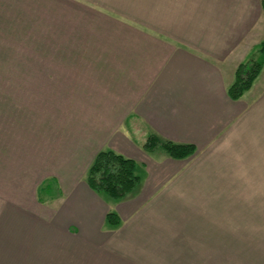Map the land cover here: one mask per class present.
Returning <instances> with one entry per match:
<instances>
[{
    "label": "crops",
    "instance_id": "crops-1",
    "mask_svg": "<svg viewBox=\"0 0 264 264\" xmlns=\"http://www.w3.org/2000/svg\"><path fill=\"white\" fill-rule=\"evenodd\" d=\"M263 1L0 0V229L35 237L0 264H180L173 242L181 264H264V67L228 93ZM150 134L196 152L149 153ZM103 150L143 172L123 200L86 182Z\"/></svg>",
    "mask_w": 264,
    "mask_h": 264
},
{
    "label": "trees",
    "instance_id": "trees-1",
    "mask_svg": "<svg viewBox=\"0 0 264 264\" xmlns=\"http://www.w3.org/2000/svg\"><path fill=\"white\" fill-rule=\"evenodd\" d=\"M264 7V1H263ZM258 59H252L240 65L236 72V79L229 88V96L239 100L249 91L264 67V42L259 46ZM143 149L149 153L162 150L169 157L184 160L193 156L196 148L192 145L177 144L163 140L156 134H150L143 144ZM138 165L133 159L126 158L111 150H103L97 154L90 166L86 182L91 190L105 195L112 200H123L133 193L141 184V176L137 172ZM106 222L111 227H119V216L109 212Z\"/></svg>",
    "mask_w": 264,
    "mask_h": 264
},
{
    "label": "rangeland",
    "instance_id": "rangeland-1",
    "mask_svg": "<svg viewBox=\"0 0 264 264\" xmlns=\"http://www.w3.org/2000/svg\"><path fill=\"white\" fill-rule=\"evenodd\" d=\"M259 58V54L257 52H254L252 54V56L250 57V60L252 59H258ZM1 102V101H0ZM3 102V101H2ZM140 175L143 174L142 171H140ZM142 176V175H141ZM1 184H3L0 181ZM0 184V187H1ZM4 185V184H3ZM9 188L7 186H4L2 189H6ZM58 192V187L56 186V184L52 181H48L45 182L39 189L37 192V200H40L41 202H49L50 199H52L54 194H56ZM8 199L14 198L12 195H8L7 197ZM4 199V198H3ZM197 215V213H196ZM23 227V228H22ZM190 229H196L197 226L196 225H190L189 227ZM1 231V235L0 237L4 238H8L7 239V243L4 240L2 242V244L0 245V252L1 251H5V252H9V251H13L16 248V245L14 244L15 242V238L18 236L19 238H21L25 242L24 244H19L18 247L20 249H22V245L24 246V250H30L31 249V242L35 239V237L32 235L31 231L32 228L30 226H19V227H6V228H2L0 229ZM17 235V236H16ZM188 244L189 242L185 243V247L183 248V250L181 249L183 245H181L180 243L177 242H173L171 245H169V249L171 250V252L168 253L169 255V259L170 260H175L176 262H180V264L183 262L182 259L184 258V254H185V250L186 252H188ZM175 248V249H172ZM176 254V255H175ZM3 262V260H0V263ZM10 263V260L8 261Z\"/></svg>",
    "mask_w": 264,
    "mask_h": 264
}]
</instances>
